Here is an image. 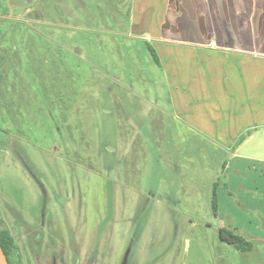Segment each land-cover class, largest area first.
<instances>
[{
	"label": "rangeland",
	"instance_id": "374dc122",
	"mask_svg": "<svg viewBox=\"0 0 264 264\" xmlns=\"http://www.w3.org/2000/svg\"><path fill=\"white\" fill-rule=\"evenodd\" d=\"M176 1L0 0V212L22 264H264V130L231 145L178 114L143 38H179L170 7L182 37L220 14L231 33L237 8Z\"/></svg>",
	"mask_w": 264,
	"mask_h": 264
},
{
	"label": "crops",
	"instance_id": "0c3cea01",
	"mask_svg": "<svg viewBox=\"0 0 264 264\" xmlns=\"http://www.w3.org/2000/svg\"><path fill=\"white\" fill-rule=\"evenodd\" d=\"M133 1L134 6L144 5V0ZM176 2L182 8L181 17H187L185 9H191L192 2ZM195 2L194 7L201 9L202 16V9L212 7V4L202 6L199 1ZM156 3L160 0H149L145 8H156ZM234 8L237 11L231 12V33L222 31L221 14L215 24L217 33H203L199 23L201 15L196 14L198 26L195 29L201 32L186 33L185 28V37H182V26L186 24L178 23L179 18L174 20L170 7L169 21L179 27L180 33L176 32L179 38L172 39L175 30H161L157 22L155 28H151V35L143 37L152 36L155 42L152 47L160 63L163 61L170 86L177 91L178 95L171 100L176 112L190 120L202 116V124L217 125L231 145L242 136L264 130V0H231V9ZM165 24L163 26L167 27ZM188 36H192L193 44H188Z\"/></svg>",
	"mask_w": 264,
	"mask_h": 264
},
{
	"label": "trees",
	"instance_id": "16d2710c",
	"mask_svg": "<svg viewBox=\"0 0 264 264\" xmlns=\"http://www.w3.org/2000/svg\"><path fill=\"white\" fill-rule=\"evenodd\" d=\"M151 52L155 55V59L157 62L159 61V57L151 46ZM217 204V194L216 190L214 192V205L216 207ZM2 221V214L0 212V243L8 257L10 264H22V257L20 254V249L17 243V240L12 233L11 229L5 225ZM220 238L226 245H231L235 247L238 251L247 252L253 249L254 245L251 242H247L244 238L239 235H236L231 232L229 234L226 230H220Z\"/></svg>",
	"mask_w": 264,
	"mask_h": 264
},
{
	"label": "water",
	"instance_id": "95a60500",
	"mask_svg": "<svg viewBox=\"0 0 264 264\" xmlns=\"http://www.w3.org/2000/svg\"><path fill=\"white\" fill-rule=\"evenodd\" d=\"M0 264H10L8 257L0 243Z\"/></svg>",
	"mask_w": 264,
	"mask_h": 264
},
{
	"label": "flooded vegetation",
	"instance_id": "af4514ba",
	"mask_svg": "<svg viewBox=\"0 0 264 264\" xmlns=\"http://www.w3.org/2000/svg\"><path fill=\"white\" fill-rule=\"evenodd\" d=\"M148 7H149V6H148ZM150 8H152V7H149L148 9H150ZM147 17H148V19H149V17H151L149 13L146 15V17H145L146 19H144V21H142V22L145 23L146 20H148ZM150 24H151V23H150V20H148L147 25H146L147 27H145V28L143 29V31H145L146 29L149 30V26H150Z\"/></svg>",
	"mask_w": 264,
	"mask_h": 264
}]
</instances>
